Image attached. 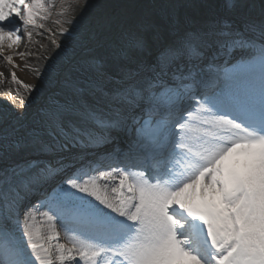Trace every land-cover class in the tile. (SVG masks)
Here are the masks:
<instances>
[{
    "label": "snow or ice",
    "instance_id": "obj_1",
    "mask_svg": "<svg viewBox=\"0 0 264 264\" xmlns=\"http://www.w3.org/2000/svg\"><path fill=\"white\" fill-rule=\"evenodd\" d=\"M222 7L52 33L47 96L0 114V264H264V0ZM54 8L0 0V55Z\"/></svg>",
    "mask_w": 264,
    "mask_h": 264
},
{
    "label": "rangeland",
    "instance_id": "obj_2",
    "mask_svg": "<svg viewBox=\"0 0 264 264\" xmlns=\"http://www.w3.org/2000/svg\"><path fill=\"white\" fill-rule=\"evenodd\" d=\"M202 0H46L49 5L55 4L52 16L46 20L41 21L45 24V28L54 31L58 26L71 29L73 23L81 20H93L105 15L124 14L128 16H138L145 13H152L154 16L161 11L178 13L180 7L189 8L193 14H201L200 5H206L201 2ZM205 1V0H203ZM258 2V0H257ZM208 4V3H207ZM208 5H213L209 2ZM207 12V11H206ZM60 13V15H59ZM60 21L58 25L55 21ZM34 35L31 42L24 39V41L14 50H11V55L27 52L31 53L23 60V65L28 63H39L45 69L50 63V58L55 55V49L52 43L42 30L34 29ZM20 51V52H19ZM4 55H0V112L11 113L14 110V105L11 99L14 98L17 103L24 100L26 103L32 98L33 95H38V100L33 104L28 105L29 110H34L38 103H42L47 96L49 88L48 84L43 82L37 77L36 80L41 83L38 86L40 91L29 90H15V84L12 81L11 73L15 72L13 65L10 64ZM21 60V61H22ZM25 69V67H23ZM43 76V73L40 74ZM38 76V75H37ZM40 76V77H41ZM17 85V84H16ZM10 94V95H9Z\"/></svg>",
    "mask_w": 264,
    "mask_h": 264
},
{
    "label": "bare ground",
    "instance_id": "obj_3",
    "mask_svg": "<svg viewBox=\"0 0 264 264\" xmlns=\"http://www.w3.org/2000/svg\"><path fill=\"white\" fill-rule=\"evenodd\" d=\"M209 2L212 3L214 6L222 7V0H207L206 5H200L199 6V8H201L202 12L207 10L206 7L209 6L208 5ZM215 8L216 7H214V9ZM216 10H217V8H216ZM216 10H215V14H216V12H218V10L217 11ZM171 12H173V11H171ZM59 15H60V13H59ZM198 15L200 16V13ZM176 16H178L176 18L179 20V22L185 26H188L189 21L193 22V24L198 22L197 20L194 19L196 17V14H193L192 11L187 7H180V9H178V13ZM193 24H192V26H193ZM8 54H11V50L8 53H5L3 55L5 56ZM235 55L240 56L241 55L240 51L237 50ZM244 55H245V57H247V54H244ZM13 57H14V61H13L12 65H13V68L16 72L17 77L21 81H23L24 83H27L29 85H33L35 87L41 86V83L36 80V78H35L36 75H35V72L33 70L37 69V68L40 70L42 65L39 63H34V64L28 63V65L27 64L23 65V60L19 57L18 54H14ZM14 65H19V67H14ZM28 66L30 67V69H27ZM23 67H25V69ZM15 90L17 91V90H27V89H24L22 84H19V85L15 84Z\"/></svg>",
    "mask_w": 264,
    "mask_h": 264
}]
</instances>
